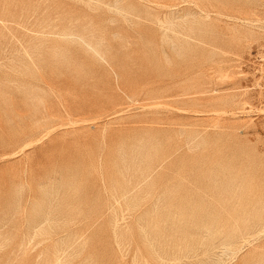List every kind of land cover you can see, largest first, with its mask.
Wrapping results in <instances>:
<instances>
[{"label":"rangeland","instance_id":"rangeland-1","mask_svg":"<svg viewBox=\"0 0 264 264\" xmlns=\"http://www.w3.org/2000/svg\"><path fill=\"white\" fill-rule=\"evenodd\" d=\"M0 264H264V0H0Z\"/></svg>","mask_w":264,"mask_h":264},{"label":"bare ground","instance_id":"bare-ground-1","mask_svg":"<svg viewBox=\"0 0 264 264\" xmlns=\"http://www.w3.org/2000/svg\"><path fill=\"white\" fill-rule=\"evenodd\" d=\"M26 146H29V145H26ZM122 182H123V181H122ZM116 220H117V219H116ZM186 251H187V250H186ZM189 253H190V252H189ZM189 253H188V254H189ZM202 255H203V254H202ZM197 257H198V256H197ZM164 261H165V260H164Z\"/></svg>","mask_w":264,"mask_h":264}]
</instances>
